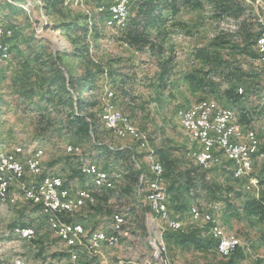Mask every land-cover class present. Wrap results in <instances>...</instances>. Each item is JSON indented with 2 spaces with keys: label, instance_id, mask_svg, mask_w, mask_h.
Segmentation results:
<instances>
[{
  "label": "rangeland",
  "instance_id": "obj_1",
  "mask_svg": "<svg viewBox=\"0 0 264 264\" xmlns=\"http://www.w3.org/2000/svg\"><path fill=\"white\" fill-rule=\"evenodd\" d=\"M111 1L44 0L45 7L43 0H0V26L14 32L11 57L0 65V154L21 146L25 150L22 161L26 162L36 150L41 149L44 152V174L61 176L67 186L75 189L91 187L80 174L81 161L112 173L123 172V180L113 190L96 193V206L83 208L70 220L81 223L87 234L110 232L112 214L120 211L127 220L122 234H126L127 229L128 236H120L119 244L114 248H104L99 257L91 256L86 248L66 247L58 240V220L45 214L41 206L27 201L21 189L15 187L13 191L17 196H14V203L7 198L0 200V264H12L17 257L25 264H164L162 261L171 264H228L229 258H223L210 248L202 251L190 245L168 243L172 233L167 232L170 230L160 222L155 212L151 213L146 201L151 179L146 153L134 141L117 138L104 126L102 107L97 98L106 88L115 93L117 109L149 140L158 160L161 159L160 150H173L168 156L174 162V170L166 181L168 199H172L168 203L175 206L173 217L191 224L187 214L191 204L202 207L216 204L212 213L219 224L242 242L233 257V264H264V221L243 210L247 200L264 197V183H261L264 181V157L251 159L253 172L247 179H235L232 165L224 160L221 166L203 171L194 161L196 146L191 143L177 117L181 108L207 98L227 105L219 94L230 86L227 83H220L215 78L218 86L213 90L209 85L204 89L184 80V75L189 72L202 76L206 67L193 57L194 51L210 46L216 37L222 43L212 48L213 59L229 62L233 68L261 76L258 79L263 82L261 86L264 89L254 43L258 24L261 28L259 19H264V15L259 13L261 17L258 16L257 23L252 13H248L249 36H253L250 40L238 39L240 15L224 12L212 3L205 4L206 8L196 14L200 16L201 24L193 20L195 14H190L177 22H168L169 30L166 25L164 33L170 36L166 33L165 36L163 31L152 30L153 35L155 32L164 35L157 58L170 57L173 62L170 87L161 91L154 87L159 61L154 64L137 60L129 48L116 40L117 35L106 28L107 15L100 14L97 9L100 5L108 6ZM248 1L264 13V6L259 7L256 0ZM249 8L254 11L252 6ZM246 10H249L248 5ZM64 24H74V27L66 31L61 27ZM198 25L202 28L197 32ZM82 27H87L88 31L84 33ZM213 35L214 38L211 37ZM29 48L38 54L45 53L38 66L47 62L50 54L61 53L66 80L49 87L44 84L46 71H40L41 67H35L34 71L23 69L28 61L33 67L36 63L35 57L29 56ZM76 50H82L84 59L79 58L80 53ZM144 53L151 52L146 50ZM87 58L93 62L91 65ZM88 65L96 67L94 70L98 65H104L114 77L107 80L101 75L89 85H78L73 91L67 82V71L80 76ZM64 87L69 94L63 90ZM239 89L243 88H238L240 94ZM261 93L260 89L258 94L250 92L246 97L251 98L255 114L259 115L256 123L250 121L245 126L257 128L260 152H264V130L260 129L264 125V98L260 103ZM78 97L86 102L82 112ZM234 108L237 114L239 110ZM77 116L87 123L78 121ZM69 146L81 148V154L68 153ZM188 171L195 174L192 182L186 176ZM24 182H32L30 174ZM171 186L176 190L169 194ZM186 187H189L188 191ZM18 227H32L36 234L32 239L22 240L15 234ZM199 228L197 236L205 245L208 228Z\"/></svg>",
  "mask_w": 264,
  "mask_h": 264
},
{
  "label": "bare ground",
  "instance_id": "obj_2",
  "mask_svg": "<svg viewBox=\"0 0 264 264\" xmlns=\"http://www.w3.org/2000/svg\"><path fill=\"white\" fill-rule=\"evenodd\" d=\"M112 0L111 3L108 4L106 7H113L120 4L119 12L117 14H114V11L112 9H104V11H99L100 7L97 9V11L100 14L107 13L108 16L106 17L105 26L109 30H111L115 34L114 26H117V33H122L126 30L129 16H130V6L131 1L130 0ZM259 7L264 6L263 0H256ZM101 6V5H100ZM261 28L260 33H263L264 31V19H260ZM0 35L3 37V45L0 47V64L7 62L10 57V45H9V39L12 38L13 32L9 28H4L0 26ZM259 35L256 38L255 41V49L258 54L257 61L262 60V52L259 48ZM260 66V63H257ZM263 73V79H264V71ZM240 94L243 93V89H239ZM103 98H105L106 102H110L113 105L114 113L118 118H121V126L122 130L116 129V126L113 122V120H108L105 113H102V120L104 123L105 128L110 131L115 137L120 139H130L138 144V147L146 153L147 159L150 162V178H158L161 176L162 169H164L162 163L158 160L157 154L154 151V149L150 146L149 140L144 136V134L139 131V129L126 117L124 114L119 111L115 105L116 96L115 93L112 90L105 89L103 92ZM100 103H102V95L100 93V96L97 98ZM216 100V99H215ZM202 103H205V99L193 104L192 106L186 108L183 107L177 112V117L180 120V123L188 135L191 143L196 146V150L200 153H213L215 155V158H217L218 162L229 161L231 160V153H228V145L226 140H217L216 143L208 141L207 138H204L203 135H199L198 133H195V131L192 128V125H194L195 129H203V120H199V117H191V110H194V107L201 106ZM216 103H219L216 100ZM225 109L228 110V117H219L218 118V125L222 126H230L231 120H237V126L242 127V134L245 137H251V140L255 143V148H251V153L247 154L245 157V163L239 164V172H247V164L251 165V159L255 157H264V155L260 154V138L258 136V131L256 130L253 132L254 127L246 128L247 126L243 125L239 121V117L236 114L235 110L230 107L223 106ZM209 116H218V109H209ZM192 124V125H190ZM264 130V129H263ZM69 153L73 155H80L81 154V148L77 146H69L68 147ZM15 151H23L25 152L23 147H16ZM6 155L5 153L0 154V200H4L7 198V200L14 203L16 201V198L14 196H17L14 194L15 191H13V199L11 197L4 196L5 193V186H8V183L13 184V188L18 187L22 191V196L25 198V192L23 191V187L25 188H32V182L25 184L24 180L26 179L23 174H18V172L15 169H10L9 166H3L2 161L4 160V157ZM25 153H20V161L21 164L24 165V167H31L32 163V156L28 158L26 162L22 161L23 156ZM42 157L43 154H38V156L34 157V168L36 171H43L42 166ZM194 161L197 164V166L203 170V171H211L214 168H211L210 166H205V163L202 162V157L200 155L194 154ZM252 166V165H251ZM219 167V166H218ZM80 168L83 170H89L88 172H80L81 176L88 180V182H91V180L95 179V171L97 172L98 177H107V181L109 183H103V182H95L90 183V190L92 191H100V190H113L116 185V173L123 174V172H116L112 173V171L107 170H101L94 164H87L83 161H81ZM165 173V169H164ZM234 178L235 174H233ZM47 178H51V180L65 184L66 188H71L66 185L65 180L58 175L54 174H47ZM143 181V176L142 180ZM86 184V183H85ZM37 186H44V179H40L37 181ZM167 185L163 189H161L160 194H156V198L153 199V210H156L155 213L157 215V218L162 222L168 230L170 231H177L185 233V229L183 227H176V226H170V224H177L178 218H174L171 214H164L163 212V203L164 200H168V194H167ZM80 192H87L88 186L82 187L79 189ZM56 192H63V185H56ZM29 202L36 203V200H31V198H25ZM91 205V199H84L82 202H80V205L77 206L76 209H74L70 213V218L74 216L75 213L82 210L83 208ZM42 211L47 215H52L58 220V227L57 231H64V229H70L71 228V221H65L60 220L62 217L60 214H55L53 211H47V207L41 206ZM210 207V206H209ZM190 210L194 211V217L196 219V224H199L202 227H207L208 231L206 232V235L209 238V235H211V238L216 240L218 244H223L228 246L231 249H236V252L241 248L242 242L240 238L234 234L227 233L225 229L219 224L218 220L215 218L214 214L211 210H207L206 207H202L201 205L197 204H191L189 206ZM116 215H119V219L123 220L124 223H127L126 215L122 212L118 211L116 212ZM74 227H83L84 229V236H89V239H99L100 236H102V231H94L90 234L86 233L85 227L81 223L74 222ZM125 225H112L111 223V231L114 234H107V242L112 245H118L120 236H116L115 234H122L124 231ZM30 230L32 232V237L28 236L27 232ZM15 234L22 240H29L32 239L36 231L32 227H22V228H16ZM58 235V232H57ZM71 243H80V235H71ZM75 247H82L87 249V244H77ZM91 252V251H89ZM218 254L222 256L223 258H230L235 253H232L230 251H219ZM97 256V255H96ZM16 264H25V262L21 258H15L13 261ZM12 262V264H13Z\"/></svg>",
  "mask_w": 264,
  "mask_h": 264
},
{
  "label": "trees",
  "instance_id": "obj_3",
  "mask_svg": "<svg viewBox=\"0 0 264 264\" xmlns=\"http://www.w3.org/2000/svg\"><path fill=\"white\" fill-rule=\"evenodd\" d=\"M131 6H130V16L127 24V28L124 32L120 34V36L116 37V40L121 43L122 45L127 44L129 46V50L131 52H146V50H149L151 54L153 53L155 57L157 58V51L162 46V42L159 41L161 37H164L163 33L155 32V35L151 33L152 30L162 31L164 29V26L172 20V18L178 14L180 9L182 7H194L195 9H201L204 7L205 4L212 3L213 5H216L217 7H220V9L224 10V12L229 13H237L236 16L241 15L242 8L239 7L234 2L232 3L229 0H130ZM237 1V0H236ZM43 3L46 7V4L43 0ZM238 3V2H237ZM9 4V3H7ZM132 8V10H131ZM221 14V12H220ZM108 16V14L106 13ZM246 23H243L242 28H240V31L243 32L242 38L243 40H250V38L253 39V36H249V25ZM66 31H70L73 29L74 24H64L61 26ZM82 31L86 33L88 31L87 27L83 28ZM14 37V32L12 38H10L8 41L10 43V53L12 54V42L11 40ZM36 41V39H35ZM252 41V40H251ZM250 41V42H251ZM221 39L218 38L215 42H213L208 47H201L199 49H196L194 51V57L198 60H201L205 65V70L201 73L202 76L199 77L198 74L195 72H189L184 75L185 82H190L193 84H198L200 87H203L206 89V85L211 86L213 90H215L218 86V84L214 81L215 78H218L220 83H229V81H241L245 77H251L248 76L246 72L243 70H240L239 68H233L232 64L226 61H216L212 57V48L216 47L217 45H220ZM255 43V41H254ZM31 49V50H30ZM30 51H28L30 57H35L34 61H36L35 66H31L30 61L26 63V66H23V69L32 70L34 71L35 67H41L40 71H46V73L43 76L44 84H48L49 87L51 86H57V84H60L63 80L65 81L66 78L63 74L62 69V59L63 56L61 53L57 54H50V58L47 60V62H44L42 66H38V64L42 60V56H44L45 53H36L32 51V48H29ZM46 51V50H45ZM76 53L79 54V58L85 57L83 55L82 50L77 51ZM24 55V53H22ZM86 55V54H85ZM258 58V54H257ZM84 59V58H83ZM88 59V58H87ZM159 60V58H157ZM91 65V60L88 59L87 61ZM93 63V62H92ZM117 61L115 62V64ZM158 63V62H157ZM172 58L165 57L162 60H159L158 71L155 76V85L154 87L158 90L164 91L166 89H169L171 84V77L172 76ZM114 64V63H113ZM112 64V65H113ZM2 65V64H0ZM86 66L83 75L76 76L73 74H70L69 71H67L68 79L67 82L70 86V88L74 91L77 89V86L80 85L84 87L85 85H89L92 83L96 77L105 76L107 80L112 79L114 77V74L111 70H108L107 68H104L103 66L100 67L97 66V69L94 70L96 67L92 66ZM239 69V70H238ZM254 77V76H252ZM169 83V84H168ZM230 85V86H229ZM228 88L223 90L221 93V97L225 99L227 102L232 101L233 103H238L243 97H247L246 94L248 92L244 89L243 94L238 93V88L242 87L239 86L237 83H231L228 84ZM69 94V91L67 88L64 87L63 89ZM216 92V91H215ZM77 101H79V109L82 112L85 108L86 102H82L81 99L78 97ZM1 106V105H0ZM1 108V107H0ZM244 119L245 116H242ZM242 119L239 121H242ZM78 121H83L80 117L77 116ZM241 123V122H240ZM173 151V150H171ZM171 151L169 152V149L166 150L162 149L159 151L161 153L159 161L162 163L164 169H165V180L167 181L172 176L173 170H174V162L169 160L168 154H171ZM158 153V152H157ZM264 171V170H263ZM186 176L192 180H195V174L194 172L188 171L186 172ZM187 180V179H186ZM189 182V185H192V183ZM261 183H264L262 180ZM189 187H186V190L188 191ZM176 189L174 186H171L168 190V193L174 192ZM171 198L168 199L169 203ZM40 208V207H39ZM169 210L171 212V215H174L175 206L172 204H169ZM243 210L251 216H257L261 221H264V197L261 199H250L247 200V202L244 204ZM188 211V208H187ZM207 228V227H206ZM205 227L203 229H206ZM201 228H194L191 231H188L186 233L177 232V231H167L169 233H172L171 236L167 239L168 243H174L179 246H185L190 245L194 246V248L204 251V249L208 250L209 248L212 249L215 253L216 247L218 242L214 239L210 238H204L206 241L205 245L201 240L198 238L196 231H199ZM208 239V241L206 240ZM202 243V244H201ZM206 247V248H205ZM237 253V252H236ZM235 253V254H236ZM234 254V255H235ZM234 255L228 259V264L234 263Z\"/></svg>",
  "mask_w": 264,
  "mask_h": 264
},
{
  "label": "built area",
  "instance_id": "obj_4",
  "mask_svg": "<svg viewBox=\"0 0 264 264\" xmlns=\"http://www.w3.org/2000/svg\"><path fill=\"white\" fill-rule=\"evenodd\" d=\"M122 1L120 0V3ZM264 3V0H263ZM120 4L113 7H106L101 5L99 11H104V9H112L114 14L119 12ZM117 26H114L115 35L120 36L121 33H117ZM218 26V25H216ZM180 36V35H179ZM3 37L0 35V47L3 45ZM181 38V37H179ZM259 48L262 52V60L256 61L260 63V70L264 71V31L259 34ZM125 48H129L127 44L123 45ZM102 95V103H100L102 110L101 113H105L108 120H113L116 129H124L121 126V118H118L114 113L113 105L110 102H106L105 98ZM209 109H218V116H209ZM191 117H199V120H203V129H195L192 125L195 133L203 135L204 138H207L208 141L216 143L217 140H226L228 145V153H231V160L226 161L232 165L233 174H235L236 179H247L251 178V172L253 168L251 165L247 164V172H239V164L245 163V157L247 154L251 153V148H255V143L251 140V137H245L242 134V127L237 126V120H231L230 126L218 125L219 117H229L228 110L223 107L222 104L216 103L215 99L207 98L205 103H202L199 107H194V110H191ZM264 129V125L260 128ZM257 128H253L255 132ZM69 153V150H67ZM195 155H200L202 157V162L205 163V166H210L211 168H217L221 166L223 162H218L217 158L213 153H200L197 150L193 151ZM20 153H25L23 151H15V148L12 151L6 152L4 160L1 164L3 166H9L10 169H15L18 174H23L26 178L27 174H30L32 178V188L23 187L25 192V198H31V200H36V206L47 207V211H53L55 214H60L63 217V220H70V213L80 205V202L84 199H91V207L98 204V199L96 196V191L90 190L88 187L87 192H80L79 189L75 188H66L65 184L57 183L51 178H47V174H44L43 171H36L34 168V157L38 154H44L43 150L39 149L34 152L32 155L31 167H24L20 161ZM261 155H264V152H260ZM80 172H88L89 170H83L79 168ZM116 173V172H114ZM164 169H162L161 176L158 178H151L147 186V198L149 209L153 214L156 210H153V199L156 198V194H160L161 189L166 185V180L164 176ZM37 179H44V186H37ZM123 180V174L116 173V183ZM103 182L109 183L107 177H98L97 172L95 171V179L91 180L89 183ZM56 185H63V192H56ZM231 195V194H229ZM4 196L11 197L13 199V184L8 183V186H5ZM163 203V212L164 214H171L169 210L168 200H164ZM216 204L211 203V207H206L207 210L214 211ZM127 210H131L128 208ZM187 214L191 224H185L182 220H178L177 224H170V226L183 227L186 232L191 231L193 228L202 227L199 224H196V219L194 217V211L188 209ZM71 221V228L64 229V231L58 232V240L63 243L66 247H75L77 244H87V251H91V256L101 255L104 248H114L117 245H112L107 242V234H114L112 231L105 232L102 231V236L99 239H89V236H84L83 227H74V220ZM112 225H127L123 220L119 219V215H116V211L112 214L111 217ZM28 236L32 237V232L30 230L27 232ZM71 235H80V243H71ZM118 236H128V230L126 229V234H115ZM211 238V235H209ZM155 244V242L153 243ZM216 251H230L236 253V249H231L226 245L217 244ZM164 264H171L168 261H162ZM13 264H16L13 262Z\"/></svg>",
  "mask_w": 264,
  "mask_h": 264
},
{
  "label": "crops",
  "instance_id": "obj_5",
  "mask_svg": "<svg viewBox=\"0 0 264 264\" xmlns=\"http://www.w3.org/2000/svg\"><path fill=\"white\" fill-rule=\"evenodd\" d=\"M229 1H231L232 3L234 2L235 4H237L239 7H241L243 10H242V13H241V18L240 19H242L241 20V22L240 23H238L239 24V31H238V39H240V41L243 39L242 38V34H243V32H241L240 31V28H241V26H242V24H243V22L244 23H246V22H249L250 20H249V17L250 16H248V13L250 12V13H252V17L255 19V21L257 22V23H259V21H258V16H260L259 15V13L260 14H262V15H264V13H262L261 11H259L258 10V8H256V6L254 5V3L253 2H250V1H248V0H246V2L244 3V2H240V1H236V0H229ZM238 2V3H237ZM247 5H248V9L249 10H246V8H247ZM250 6H252L253 8H254V11H252L249 7ZM202 8H206L205 6L204 7H202ZM201 8V9H202ZM210 8V7H209ZM201 9H195L194 7L192 8V7H189V6H186V7H182L181 9H180V11L178 12V14L177 15H175L174 17H173V19H172V21L174 20V21H176L177 22V20L179 19V18H181L182 16H184V15H188V16H190V14H195V16H194V18H193V20H196V21H199V18L198 17H200V16H196V14L201 10ZM244 15H245V17H244ZM233 17V16H232ZM261 17V16H260ZM239 19V20H240ZM260 20V19H259ZM172 21H170V22H172ZM238 21V20H237ZM169 22V23H170ZM212 22V21H211ZM169 23H167V24H169ZM175 23V22H174ZM202 22L201 21H199V24H201ZM166 24V25H167ZM195 24H196V22H195ZM166 25L164 26V28H166ZM169 25H167V30H169V27H168ZM177 27H178V25L175 27V29H177ZM258 27L260 28V25L258 24ZM201 25H198L197 26V29H195V30H197V32L198 31H200L201 30ZM259 28L258 29H256V31L258 32L257 34H256V37H254V40L256 41V38L258 37V35H259ZM174 29V30H175ZM180 29L182 30L183 29V27L181 26L180 27ZM167 30H165V31H167ZM163 31V33H164V29L162 30ZM166 33V32H165ZM164 33V34H165ZM168 36H170V34L169 33H166ZM166 34H165V36H166ZM172 36V35H171ZM197 36L198 37H200V35L199 34H197ZM212 38H214V35L213 36H211ZM218 38L216 37V38H214L213 39V41L215 42L216 40H217ZM159 41H161L162 43L164 42V37H161L160 39H158ZM211 45V44H210ZM133 54H135L136 55V57H138V59L137 60H142V61H146L147 63H149V62H152V63H154V64H156V62H158L159 60L155 57V55L152 53H150V54H148V53H143V52H140V53H137V52H132ZM146 55V56H145ZM143 56H145V57H143ZM193 57H194V55H193ZM141 65H143V64H141ZM149 65V64H148ZM247 73V75L248 76H251V77H245L244 79H242L240 82L239 81H236L237 79H235V81H229V83L228 84H230V82L231 83H237L239 86H242L241 88H243V90L245 89L247 92H248V94H246L247 96H250V92H253V93H256V94H258L259 92H260V89H261V96H260V103H261V101H262V103H263V99H261L262 97L264 98V89H262V84H263V82H260V80L258 79V78H260L259 76H257V74H253V73H250V72H246ZM252 76H254V77H252ZM251 97H252V95H251ZM251 99V98H250ZM250 99H248V98H245V97H243L241 100H240V102H238V103H233L232 101H229V102H227L226 101V103H227V105H226V107H231V108H234V107H236L237 108V110H239L238 111V117H239V119L241 120L243 117L242 116H245V118L244 119H242V121H240L243 125H246V124H248L247 122H252V123H256L255 121H256V119H257V115H259V114H255V112H256V109L252 106V104L250 103L251 102V100ZM235 109V108H234ZM264 109V108H263ZM236 110V109H235ZM237 112V111H236ZM96 257H99L98 255L96 256Z\"/></svg>",
  "mask_w": 264,
  "mask_h": 264
}]
</instances>
